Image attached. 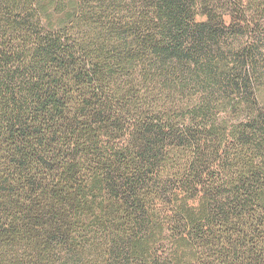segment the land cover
Here are the masks:
<instances>
[{"label": "trees", "instance_id": "obj_1", "mask_svg": "<svg viewBox=\"0 0 264 264\" xmlns=\"http://www.w3.org/2000/svg\"><path fill=\"white\" fill-rule=\"evenodd\" d=\"M0 264H264V0H0Z\"/></svg>", "mask_w": 264, "mask_h": 264}]
</instances>
